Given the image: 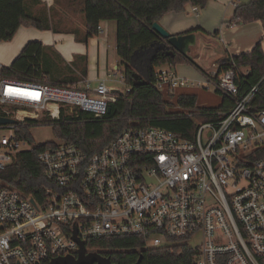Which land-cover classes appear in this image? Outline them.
<instances>
[{
  "label": "built area",
  "instance_id": "2783aa9c",
  "mask_svg": "<svg viewBox=\"0 0 264 264\" xmlns=\"http://www.w3.org/2000/svg\"><path fill=\"white\" fill-rule=\"evenodd\" d=\"M228 66L201 69V82L171 69L154 75L163 93L213 87L230 102L232 107L218 112L214 121L199 125L192 140L133 123L94 155L65 143L46 147L39 160L50 186L41 200L0 188V264H50L77 256L75 232L85 244L136 237L151 249L183 247L195 253V264H260L264 108L254 105L260 84L244 89L248 69ZM3 67L0 118L13 123L0 124V172L33 149L24 134L27 128L52 125L78 112L101 119L117 101L107 79L98 80L94 89L88 79L53 86L4 78ZM114 73L120 75L118 68ZM121 78L124 82V73Z\"/></svg>",
  "mask_w": 264,
  "mask_h": 264
},
{
  "label": "trees",
  "instance_id": "16d2710c",
  "mask_svg": "<svg viewBox=\"0 0 264 264\" xmlns=\"http://www.w3.org/2000/svg\"><path fill=\"white\" fill-rule=\"evenodd\" d=\"M209 0H84V18L87 40L99 35L102 22H115L117 27L116 49L122 65H125L126 91L116 92L117 101L112 103L103 118L78 112L62 116L52 123L55 135L63 143L77 147L81 152L94 155L115 140L131 124L144 128H162L173 132L184 140L195 137L199 123L212 122L218 112L230 109V102L223 98L217 108L198 106L195 94L161 92L155 87L154 75L159 67L169 69L178 64L194 63L174 52L152 31L154 23L169 13H182L188 5L205 8ZM261 22L264 28V0H250L236 7L231 24ZM49 29L46 20L31 16L25 7V0H0V42H11L19 29ZM193 30L185 34L195 33ZM183 35V34H181ZM179 36V35H174ZM142 50L155 53L152 60L153 73L149 83L140 84L134 78L131 66L134 55ZM45 45L39 41L28 43L9 67H3L2 77L19 82L66 86L53 82L43 69ZM234 64H231V63ZM222 69L236 65L248 69L245 76L248 88L260 84V93L254 101L257 108H264V48L259 42L252 51L238 56H228L218 61ZM78 83V82H77ZM76 84L74 82L71 85ZM129 89L130 91H127ZM176 99V104L169 102ZM177 107L179 111H171ZM32 126V125H31ZM26 139L33 145L29 152L16 156L14 164L0 172V188L11 187L42 199L45 187L50 186L39 155L51 144L35 146L29 128L24 131ZM260 158H264L261 156ZM88 252H98L110 258L114 264H195L194 252L183 247L151 249L145 241L136 237H110L90 239L86 242ZM264 264V257L259 259Z\"/></svg>",
  "mask_w": 264,
  "mask_h": 264
},
{
  "label": "crops",
  "instance_id": "0c3cea01",
  "mask_svg": "<svg viewBox=\"0 0 264 264\" xmlns=\"http://www.w3.org/2000/svg\"><path fill=\"white\" fill-rule=\"evenodd\" d=\"M72 1L25 0V7L27 12L33 17L46 20V22L49 25V29H46V31L47 30L53 31L52 32L53 35L51 36L48 35L47 33L45 34L36 33L35 30L38 29L35 28H26L27 31L25 32L28 33L29 35L27 38L28 43L33 41H39L42 42L44 45H47L48 44L47 39H49L50 37H52L53 40L58 39V41H63L64 39L68 38L69 40L61 44L60 46L62 48V53L64 54V56L66 55V57H68V60L70 59L72 63L80 62L81 65H94L98 67V70L104 68L106 71H110V66L115 65L114 63L116 62L118 64L121 63L117 56L116 44L114 47L115 51L114 52L110 51L111 48L110 33H112V27L114 23L110 21L102 22L100 25L101 31L99 35L89 38L87 40V28L85 25V18L83 13L84 0H72ZM193 8L194 6L188 5L185 8V11L182 13H169L161 19L159 24L165 30H167L171 35H181L193 30H198L195 32L197 36V42L199 36L202 35L213 36L215 34L216 36L219 37L220 35L223 36L225 34H229L228 29H239V27L242 28V26L248 25V24H238V25L231 24V21L234 18V14L236 10V6L234 5V0H209L205 8L199 7V11L197 13L193 11ZM259 24L260 23L255 22V26H257L256 28H259ZM115 26L116 25H114L113 30L114 28H116ZM22 28L19 29L18 33L20 32V30H22ZM244 28H250V27H244ZM18 33L16 34L15 38L17 37ZM35 37H38L39 40H35ZM43 37L46 38V40ZM76 39L77 40L81 39V40L77 42ZM112 40L113 42L116 41V34L115 36L113 35ZM222 42L225 44L224 40H222ZM212 44L213 43H211L210 49L208 50H212L213 54L216 55V58L207 64L209 65L210 68L216 62L220 60H225L228 56H230L228 54L229 51L227 50H225L227 54H224L222 50L218 53H215L214 51H216L217 48L215 47V45ZM196 47L192 48L191 50V57L194 60L193 64L197 66L204 65L203 62L206 60L204 55L198 56L197 59L193 56V51ZM76 58H78V61ZM15 59L16 57L15 58L12 57V59L9 60L8 63L11 65ZM186 65H189V63ZM202 69L205 71L209 70L204 68ZM174 71L178 76L182 77L181 75L178 74L177 67L174 68ZM184 72H189V71L188 69H182V73ZM99 75L100 73L98 74V78H96L97 79L96 83L98 82V80L103 79L101 78V76L99 77ZM83 79L89 80V78H82L80 79V81H82ZM104 79H106V77ZM202 80L192 79L190 81L201 82ZM80 81L78 80L77 82ZM191 88L192 89H190V92L186 91L181 93L196 95L195 92L201 91L200 89H202L203 87H200L198 85H193ZM202 90H206V89L203 88Z\"/></svg>",
  "mask_w": 264,
  "mask_h": 264
},
{
  "label": "rangeland",
  "instance_id": "374dc122",
  "mask_svg": "<svg viewBox=\"0 0 264 264\" xmlns=\"http://www.w3.org/2000/svg\"><path fill=\"white\" fill-rule=\"evenodd\" d=\"M69 1V0H68ZM72 1V0H70ZM250 0H241L240 3H247ZM73 2V1H72ZM114 25H116L115 22ZM257 23V22H256ZM259 28H256L255 22L248 24L246 26H242V28L239 27V29H228L229 34L220 35L219 37L215 34L213 36H199L197 47L193 51V56L197 59L198 56L204 55L206 60L203 62L204 65H194L192 63L187 62L177 65V71L178 74L181 75L184 78H187L188 80H194V79H200L202 80L203 75L201 72V69H211L209 65H207L209 62L213 61L216 58V55L213 54L212 50L210 49L211 43L212 45H215L217 48L215 53H218L222 50L224 54H227V51H229L230 56H238L242 53L250 52L259 42H262L263 48H264V30L262 27L261 22H258ZM113 25V24H112ZM113 25V27H114ZM112 27V33H110V44L111 48L110 51H115V44L116 41L113 42V35L117 34V27L113 30ZM244 27H250V28H244ZM25 31L26 28H22L20 32L18 33L17 37L13 39L11 42H0V64L3 66H10L8 63L9 60L12 59V57H18V54L22 52L26 44L28 43V33ZM51 30H35L36 33H47L48 35H53V31ZM247 31V32H246ZM216 36V37H215ZM44 38V37H43ZM46 40V38H44ZM256 39V42H255ZM35 40H39L38 37H35ZM69 39H64L63 41L53 40L52 37L47 39L48 44L45 45V52H44V64L43 69L47 70L48 77L53 82H60L66 84V86H71L74 82H77L78 80L82 78H89L91 81V87L94 89L97 85L96 78H98V74L100 73L99 77L107 79V86L111 90H116L120 92L126 91V84L125 81L122 82L121 75L125 73L126 67L125 65H122L121 63L118 64L117 62L114 63L115 65L110 66V71H106L104 68H101L98 70V67L94 65H81L80 62L78 63H72V61L66 55L62 53V48L60 47L61 44L67 42ZM77 40V39H76ZM75 40V42H76ZM78 39L77 42H79ZM224 40L225 44L222 42ZM255 42V43H254ZM250 50V51H249ZM78 61V58H76ZM75 59V60H76ZM116 59V56H115ZM9 64V65H8ZM215 64H218L216 62ZM214 65V64H213ZM211 66V65H210ZM118 68L120 75L115 76L114 70ZM209 67V68H208ZM168 67H159L157 68V71L167 70ZM182 69H188L189 72L182 73ZM173 72L174 68H172ZM79 83V82H78ZM192 87V86H191ZM186 88V89H178L175 93V95H178L181 92H190V89L192 88ZM80 88L83 89L84 86L81 84ZM209 89L196 91V95H198V106L204 107V108H217L222 104L223 97L216 92V90L213 87H208ZM194 89V88H193ZM192 91V90H191ZM169 102L172 104H176L175 98H170ZM171 111H179L177 107L173 108ZM202 123H199L201 125ZM30 134L34 140L35 146L40 147L46 144H55L60 145L63 142L57 138L54 131V126L52 125H40V126H34L30 129ZM2 136V133H0V138ZM29 149L32 148L31 146L28 147Z\"/></svg>",
  "mask_w": 264,
  "mask_h": 264
},
{
  "label": "water",
  "instance_id": "95a60500",
  "mask_svg": "<svg viewBox=\"0 0 264 264\" xmlns=\"http://www.w3.org/2000/svg\"><path fill=\"white\" fill-rule=\"evenodd\" d=\"M152 31L158 35L163 43H168L179 55L183 56L188 61H194L191 57V50L197 46V36L195 33L174 36L165 30L159 23H154ZM154 56L155 53L152 50H142L132 58L131 66L135 69L134 78L136 81H140L141 85L149 83L151 79L153 73L152 60ZM113 92L116 93L118 91ZM110 111L111 108H109L108 112ZM11 123H13L12 120L0 118V124ZM76 234L75 232L73 238L80 247L77 256L58 257L53 259L50 264H114L110 258L98 252H88L86 244L80 241ZM136 264H140V262Z\"/></svg>",
  "mask_w": 264,
  "mask_h": 264
}]
</instances>
